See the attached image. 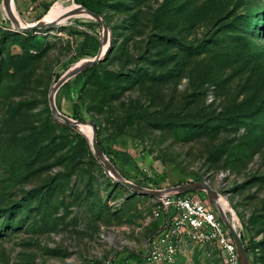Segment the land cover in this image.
<instances>
[{
	"label": "rangeland",
	"instance_id": "1",
	"mask_svg": "<svg viewBox=\"0 0 264 264\" xmlns=\"http://www.w3.org/2000/svg\"><path fill=\"white\" fill-rule=\"evenodd\" d=\"M12 1L17 24L0 0V264H146L157 197L124 186L51 109L59 80L96 57L57 109L95 124L128 182L164 193L206 183L250 264H264V0ZM54 6L59 21L23 30ZM172 264L235 263L189 243Z\"/></svg>",
	"mask_w": 264,
	"mask_h": 264
},
{
	"label": "built area",
	"instance_id": "2",
	"mask_svg": "<svg viewBox=\"0 0 264 264\" xmlns=\"http://www.w3.org/2000/svg\"><path fill=\"white\" fill-rule=\"evenodd\" d=\"M157 200L152 215L161 222L144 245L146 264H172L189 243L214 244L231 263H239L236 244L214 204L206 206L194 192L166 193Z\"/></svg>",
	"mask_w": 264,
	"mask_h": 264
},
{
	"label": "water",
	"instance_id": "3",
	"mask_svg": "<svg viewBox=\"0 0 264 264\" xmlns=\"http://www.w3.org/2000/svg\"><path fill=\"white\" fill-rule=\"evenodd\" d=\"M5 2H6V6H7V9L9 11L11 17L13 18V21L15 22V24H17V20L13 16V13H12L11 8H10L11 0H5ZM88 13H89V15H91L94 18L102 19V15H98V14H96L94 12H91V11H88ZM54 23L55 22H52V23H41L40 22V23H38V24H36L34 26L25 27V28H23V30L31 31V30H37V29H40V28H47V27H50L51 25H53ZM99 61H100V58L96 57L95 59L88 60L87 62L81 64L78 67H73L59 80V82L56 84V86L52 90L51 98H50V104H51V109L53 111V114L57 118L61 119L63 122H65L67 124H70L71 126H73L75 128L81 129V126H89V127H91L93 129V138L91 140V143H92V147H93L94 152L101 159V161H103V163L106 165V167H108L111 171H113V173H115V175H117V177L120 179V182L124 186L130 188L131 190H133L135 192L143 194V195L161 197L162 195H164L166 193L158 192V191H152V190L143 188L141 186L135 185V184H133L131 182H128V181L124 180L118 174L117 170L107 160V158L105 157L104 153L102 152V150H101V148H100V146L98 144L97 136H96V130H95V124L93 122L81 123L79 121H75V120L65 116L64 114H62L56 107L55 95L57 94L59 89L64 84H66L69 80H71L72 78L76 77L78 74H80L81 72L85 71L89 67L96 65ZM197 191H207L209 196H211L212 203L215 206L217 205L216 202H215V199L218 198V195L206 183H197V184H194V185L179 186V187L175 188L173 191H169L168 193L182 194V193L197 192ZM216 207H218V206H216ZM219 213H220V216H221L225 226L229 230V232H230V234H231V236H232V238H233V240H234V242L236 244L237 252H238V256H239V260H240L241 264H250L249 257H248V254H247L246 248L244 246V243H243L241 235L237 232V230L235 229L233 224L228 220V218L226 217L225 213L222 212L221 210L219 211Z\"/></svg>",
	"mask_w": 264,
	"mask_h": 264
},
{
	"label": "bare ground",
	"instance_id": "4",
	"mask_svg": "<svg viewBox=\"0 0 264 264\" xmlns=\"http://www.w3.org/2000/svg\"><path fill=\"white\" fill-rule=\"evenodd\" d=\"M10 8H11V11L12 12H15V10H14V3H13V1L11 0V2H10ZM72 11H74V10H72ZM71 12V11H70ZM70 12H68V13H70ZM80 12H82L83 14H85V11H80ZM61 13H62V9H60V7L59 8H57L56 6H54L51 10H50V12H49V14L46 16V18H45V20L44 21H41V23H52V22H57V21H59V20H57L58 18H59V16L61 15ZM67 13V14H68ZM19 19V18H18ZM90 60V59H89ZM88 60H86V61H84L83 63H85V62H87ZM83 63H81V64H83ZM80 64V65H81ZM79 65V66H80ZM81 130L84 132V133H86L88 136H89V138L92 140V138H93V129L91 128V127H89V126H81ZM215 202H216V204H217V206L219 207V209L222 211V212H224V210L223 209H225V206H226V201L222 198V197H220V196H218V198H216L215 199ZM225 213V212H224ZM233 226L235 227V229H237L236 228V226L233 224Z\"/></svg>",
	"mask_w": 264,
	"mask_h": 264
},
{
	"label": "trees",
	"instance_id": "5",
	"mask_svg": "<svg viewBox=\"0 0 264 264\" xmlns=\"http://www.w3.org/2000/svg\"><path fill=\"white\" fill-rule=\"evenodd\" d=\"M96 12V14L97 13H99L100 14V11H95ZM94 12V13H95ZM25 33H27V34H31V32H25ZM95 68V65L92 67H89L88 69H86L84 72H82V74H86V73H88V72H90L91 70H93ZM139 257H140V259L142 260V261H144V258H143V255L142 254H139Z\"/></svg>",
	"mask_w": 264,
	"mask_h": 264
}]
</instances>
